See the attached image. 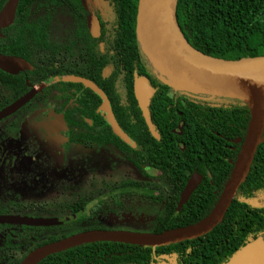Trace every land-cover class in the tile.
<instances>
[{"label":"flooded vegetation","instance_id":"obj_1","mask_svg":"<svg viewBox=\"0 0 264 264\" xmlns=\"http://www.w3.org/2000/svg\"><path fill=\"white\" fill-rule=\"evenodd\" d=\"M138 10L139 0H41L36 11L42 22L40 36L36 37V28L23 29L28 31L25 50L16 51L32 68L11 75L22 77L24 87L4 83L0 70V110L37 91L27 104L0 121V217L58 221L49 227L0 224V264H15L43 242L99 226L94 223L105 218V212L119 222L118 212L129 206L136 212L134 218L149 228L187 227L208 217L218 203L244 140L235 136L229 123L227 110L232 107L224 100L169 86L168 100H164L169 105L158 110L167 115L165 120L153 116L159 78L152 73L138 40ZM34 68L37 75L29 81L27 72ZM137 78L146 79L154 90L147 109L159 138L150 133L135 99ZM33 102L38 103L36 108L30 106ZM106 105L133 147L114 135ZM191 105L217 108L223 120L221 135L205 124L207 133L218 139L200 142L192 150L191 142L183 139L184 114ZM137 113L140 124L136 127L129 123V116ZM37 116L44 122L34 125ZM261 144L264 150V141ZM87 152H104L108 168L118 165L130 170L108 169L104 188L86 200L80 195L71 204H58L52 212L46 211L45 204L34 206V193L53 189L47 183L59 185L80 176L92 156ZM134 153L138 165L126 159ZM254 168L264 178V156ZM189 182L194 187L184 195ZM239 187L229 207L241 203ZM61 189L63 194L65 188ZM253 202L247 205L255 210L260 201ZM75 226L86 227L74 231Z\"/></svg>","mask_w":264,"mask_h":264},{"label":"trees","instance_id":"obj_2","mask_svg":"<svg viewBox=\"0 0 264 264\" xmlns=\"http://www.w3.org/2000/svg\"><path fill=\"white\" fill-rule=\"evenodd\" d=\"M6 1L0 0V10ZM40 6L41 0H19L13 24L1 31L0 54L22 57L16 51L25 50L24 36L28 35V31L23 29L36 28L38 35L36 37L40 36L42 22L39 12H36ZM176 16L185 40L194 49L207 56L239 60L264 55V0H177ZM25 59L28 60L27 57ZM36 73L35 68L27 72V79L31 81L37 75ZM2 75L4 83L19 89L24 87L22 77L5 73ZM156 82L157 93L152 101L156 114L153 116L165 120L167 115L158 110L162 106L169 105L164 103V100H168L165 92L171 88L160 79ZM19 89L16 88L17 91ZM214 98L224 100L231 105L232 110H227L230 114L229 123L232 125L235 136L244 138L249 123L248 105L235 99ZM174 106L177 108L179 102L177 106ZM234 116L237 119H234ZM129 117V123L136 127L140 124L139 113ZM184 120L186 132L183 139L191 142V150L200 142L218 139L216 135L207 133L205 124L210 123L212 125L210 130L218 135L223 134L219 125L223 123V120H220V110L217 108L191 105L184 114ZM113 138L116 137L113 136ZM263 139L262 137L254 153L253 163L252 165L250 163L247 176L239 187L241 203H231L223 221L209 233L194 240L155 248L112 242L90 243L50 255L38 264H157L162 255L173 258L172 264H224L246 243L258 238L264 242V206L262 204L264 178L258 176L254 168L255 162L264 156V150L261 147ZM132 151L136 153L135 150ZM135 153L134 156L126 155V159L138 165ZM166 166L169 167V163ZM253 201H260L255 206V210L247 205V203H254ZM182 227L186 226H154L148 233H161ZM96 229L106 230L93 226L81 232ZM54 241L57 239L41 244L45 245ZM20 262L21 259H18L15 264Z\"/></svg>","mask_w":264,"mask_h":264},{"label":"water","instance_id":"obj_3","mask_svg":"<svg viewBox=\"0 0 264 264\" xmlns=\"http://www.w3.org/2000/svg\"><path fill=\"white\" fill-rule=\"evenodd\" d=\"M19 0H7L0 10L1 31L14 22ZM177 0H139L137 36L146 60L154 74L173 89L195 94L243 101L248 105L249 123L233 171L223 193L201 222L161 233H137L121 230H89L40 246L31 251L19 264H38L44 258L85 244L112 242L144 247H161L197 239L215 228L223 219L229 204L249 171L257 146L264 133V55L239 60L213 58L194 49L181 33L176 16ZM21 58L0 54V70L9 75L31 70ZM94 89L91 85H89ZM95 90V89H94ZM37 93L31 90L9 106L0 110V121L27 104ZM154 90L146 79L134 82V95L146 125L154 138H159L150 121L148 105ZM104 102L105 99H104ZM107 122L116 137L134 146L121 131L106 105ZM189 182L184 195L192 191ZM0 224L28 227H49L56 219H32L1 216ZM173 258L163 256L157 264H172ZM224 264H264V242L255 239L242 246Z\"/></svg>","mask_w":264,"mask_h":264},{"label":"rangeland","instance_id":"obj_4","mask_svg":"<svg viewBox=\"0 0 264 264\" xmlns=\"http://www.w3.org/2000/svg\"><path fill=\"white\" fill-rule=\"evenodd\" d=\"M38 105L37 102H33L30 106ZM36 108V107H34ZM44 122L41 116H37L33 118V124H41ZM36 131V127H34V132ZM92 154L91 157L87 159L85 162V168H82V173L80 176H72L63 184H54L47 183L46 186L53 188L49 189L48 193L45 194H33V205L39 207L42 204H45V208L47 212L50 210L52 212V208H56L58 204L61 203H72L77 197L80 195L84 197V199H88L89 196H92L95 193H99L100 190L104 188V183L107 181L106 171L109 170H130L129 167H122L118 165H112L111 168H108L105 163L104 152H87ZM83 165V164H82ZM81 165V166H82ZM80 166V167H81ZM74 170V169H73ZM69 175V174H68ZM61 187L65 188V191L62 192ZM92 189V190H91ZM128 209H125V212H118L121 215L122 220L117 222L112 215H109L108 212H105L106 216L102 220L95 222L94 224L99 225L98 227L104 228L106 230H121V231H130L137 233H148L150 228L148 225L140 224V221L135 219L136 215L132 209L127 206ZM135 217V218H134ZM133 219V220H132ZM84 228L86 226L74 227V231Z\"/></svg>","mask_w":264,"mask_h":264}]
</instances>
